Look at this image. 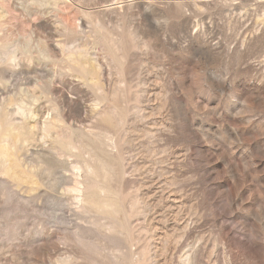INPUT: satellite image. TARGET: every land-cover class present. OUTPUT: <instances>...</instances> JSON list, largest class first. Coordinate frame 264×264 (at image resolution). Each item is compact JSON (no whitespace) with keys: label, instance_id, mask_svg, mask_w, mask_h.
Returning a JSON list of instances; mask_svg holds the SVG:
<instances>
[{"label":"rangeland","instance_id":"374dc122","mask_svg":"<svg viewBox=\"0 0 264 264\" xmlns=\"http://www.w3.org/2000/svg\"><path fill=\"white\" fill-rule=\"evenodd\" d=\"M0 264H264V0H0Z\"/></svg>","mask_w":264,"mask_h":264},{"label":"bare ground","instance_id":"6f19581e","mask_svg":"<svg viewBox=\"0 0 264 264\" xmlns=\"http://www.w3.org/2000/svg\"><path fill=\"white\" fill-rule=\"evenodd\" d=\"M3 167V166H2ZM11 168L10 167H8V168H6L5 170H4V172L6 173V174H8V172H9V170H10ZM77 171H78V169H77ZM37 184V183H36ZM80 185V184H79ZM78 185V186H79ZM79 189H77L76 191H78ZM72 191H74V193H75V189H72ZM78 194H80V193H78ZM76 198V197H75Z\"/></svg>","mask_w":264,"mask_h":264}]
</instances>
